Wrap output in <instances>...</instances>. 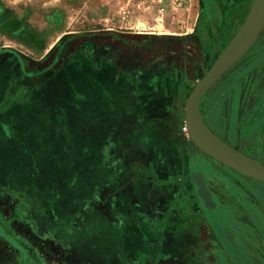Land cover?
I'll use <instances>...</instances> for the list:
<instances>
[{
	"label": "rangeland",
	"instance_id": "rangeland-1",
	"mask_svg": "<svg viewBox=\"0 0 264 264\" xmlns=\"http://www.w3.org/2000/svg\"><path fill=\"white\" fill-rule=\"evenodd\" d=\"M171 1L166 13L153 19L161 28L143 30L139 23H145L144 19L119 11L106 18V5L95 8L91 0H0V140L4 138L0 141V197L35 200L37 207L31 206L29 218L36 222L38 235L51 233L55 239L53 244L35 240V246L21 237L20 255L27 257L20 264H28L30 257L32 264H131L134 259L122 236L113 232L116 241H98L95 232L100 235L103 226H92L102 222L86 196L97 173L84 166L90 147L83 138L93 116L75 113L78 94L88 96L84 107L97 110L114 105L108 92L117 91L119 102L124 94L120 92L125 91L126 106L138 124L129 138L133 145H150V130L159 126L167 155H173L169 170H182L183 164L188 170L191 150L194 156H206L190 136L187 102L245 22L255 0H194L188 8ZM108 42L113 45L108 47ZM251 76H264V28L252 48L205 92L202 118L218 138L264 163V130L252 129L256 121L252 118L255 103L248 106L250 87L238 93V104L233 101L234 92L220 87L234 82L244 87ZM36 102L39 112L52 103L48 110L55 118L53 130L35 110ZM220 110L224 116L217 117ZM111 117L113 121L117 116ZM35 120L36 126L42 123L38 128H34ZM37 138L45 150L34 147ZM59 138L62 144L54 145ZM13 139L27 140L37 159L20 154ZM90 139L91 132H87L86 143L91 144ZM58 156L71 159V171L63 163L53 165L50 171L60 179L55 185L41 172L45 165L41 163ZM245 177V189L250 185L262 188L264 195L263 183ZM25 187L29 194L14 195L24 193ZM38 188L44 190L43 195L35 194ZM107 251L108 257H102Z\"/></svg>",
	"mask_w": 264,
	"mask_h": 264
},
{
	"label": "crops",
	"instance_id": "crops-1",
	"mask_svg": "<svg viewBox=\"0 0 264 264\" xmlns=\"http://www.w3.org/2000/svg\"><path fill=\"white\" fill-rule=\"evenodd\" d=\"M91 2L95 8L106 5L109 11L106 18L109 19L115 17L118 11L128 12L130 17L142 18L145 23L139 24H145V27L139 26L143 30H148L161 28L153 19L164 15L165 8L170 6L172 1L91 0ZM111 28L115 29V26ZM110 33L114 34L112 31L108 32ZM110 45H113L112 42H108V47ZM30 87L32 86H29V90ZM220 87L235 93L233 98L235 104H238V100L236 101L238 93L240 91L243 93L244 89L250 87L251 94L248 97L251 103L248 106L251 107L255 103L252 118L256 121L252 129L264 130V126L261 127L264 124V76H251L245 88L241 87L240 82H234L233 85L228 83V86ZM120 93L124 94L118 102L117 91L108 92V97L113 99L114 103L110 107H98L97 110L84 107L88 96L80 94H78L79 103L75 105V113L93 116V120L86 124V134L83 138L85 145L90 147V156L85 160L84 166H91L97 170L91 179V188L86 196H89L88 203H91V210L97 211L102 220L92 223L94 229L103 226L100 235L98 231H94L98 235V241L100 238L105 243H111L116 241L113 239L114 233L122 236L134 255L131 264H264L262 188L250 185L245 189V175L248 174H243L234 168V170L226 168L225 163L213 156L207 159L204 156H194L190 143L187 144L191 150L187 153L188 170L184 164L182 170L173 171L176 169L174 167L169 170L168 166L174 161L173 155H167L168 151L162 143L163 136L158 134V131L162 130L159 126L156 125L150 130L153 137L150 145L145 144L143 147L144 143L141 142L133 145L132 136L130 139L128 135L134 125L138 127V124H134L133 115L128 111L130 108L126 106L125 91ZM35 97L38 98L37 95ZM51 104H47L44 110L39 112L40 108L36 102L35 110L44 116L45 124L52 129V121L55 118L48 110ZM126 114H128L127 119ZM216 114L217 117L224 116L221 110ZM99 115L105 118L102 119ZM111 115L117 117L112 121ZM216 116L213 115L214 120ZM227 116L224 124L228 121ZM36 121L33 122L34 128L42 124L38 123L36 126ZM87 132L88 135L91 132V144L86 143ZM51 141L54 142L50 139L47 143L51 145ZM29 144L27 140L21 139L15 142L13 139L12 145L19 146L20 154L22 151L36 160L37 155L33 153ZM33 144L40 151L46 149L41 138L34 140ZM61 144L60 138L56 144L54 142L56 146ZM124 150V154L121 155ZM55 158L42 162L41 164L45 165H41V172L49 176L56 185L60 179L56 174L51 173V167L63 163V167L71 171L69 167L71 159L67 156H58L56 158L58 161H55ZM250 177L263 183L264 187V180ZM238 187L243 192H240ZM25 188L24 193H14V195L29 194L28 188ZM247 194L249 198H246ZM106 206L109 209L123 206L125 212L132 211L133 215L126 213L124 222H117L115 219L112 221L104 215L103 209ZM30 211L31 208L26 207V202L21 197H15L8 210L0 204V240L2 241L0 264H20V259L27 257L26 254L20 255L19 238L23 235L36 242L45 241L52 244L55 242L51 233L38 235L36 222L29 219ZM100 211H103L102 215ZM5 229H9L10 238L3 235ZM5 239L10 242V248L3 247ZM108 254L109 251L101 256L108 257Z\"/></svg>",
	"mask_w": 264,
	"mask_h": 264
},
{
	"label": "water",
	"instance_id": "water-1",
	"mask_svg": "<svg viewBox=\"0 0 264 264\" xmlns=\"http://www.w3.org/2000/svg\"><path fill=\"white\" fill-rule=\"evenodd\" d=\"M263 28L264 0H255L253 9L245 22L220 52L187 102L188 130L195 144L228 166L260 180H264V163L218 138L203 121L201 101L205 92L252 48Z\"/></svg>",
	"mask_w": 264,
	"mask_h": 264
},
{
	"label": "flooded vegetation",
	"instance_id": "flooded-vegetation-1",
	"mask_svg": "<svg viewBox=\"0 0 264 264\" xmlns=\"http://www.w3.org/2000/svg\"><path fill=\"white\" fill-rule=\"evenodd\" d=\"M242 151V150H241ZM244 152V151H243ZM206 153V152H205ZM246 153V152H245ZM247 154H249V155H253V153H251V152H248ZM208 155V156H207ZM253 157H254V155H253ZM204 158H211V155L210 154H208V153H206V156H204ZM255 158H256V156H255ZM224 166H226V168H228V169H233L232 167H230V166H228L227 164H225ZM234 170V169H233ZM244 174V173H243ZM245 176H247V177H250L249 175H245ZM252 178H254V177H252ZM28 191H29V189H27ZM33 191V190H32ZM30 192V191H29ZM34 192H35V194L36 195H43V192H44V190H42L41 188H38L36 191L34 190ZM16 197H20V196H16ZM248 198V197H247ZM21 199H23L22 197H21ZM25 199V198H24ZM15 200V198H12V200H6L4 197H0V201H1V203H3V205L2 206H4V204H5V206H4V208H6V210H8V206L10 207V205L12 204V202ZM26 202V207H30L31 208V206H33L34 207V209H35V207H37V202L35 201V200H31V202H29V201H25ZM7 204H8V206H7ZM103 211H104V215L106 214L105 213V211H107V216H106V218H109V219H112V221H113V219H115L117 222H124L123 221V219L125 218V215H127L126 213H128V215H133V212L132 211H128V212H125V210L123 209V206H122V208L121 207H118L117 209H109V207L108 206H106L104 209H103ZM103 211H100V212H102V214H103ZM123 213L124 214V216L122 217L121 215H119V213ZM119 215V216H118ZM108 216H110V217H108ZM104 217V216H103ZM105 218V217H104ZM30 219V218H29ZM30 220H32V219H30ZM33 222H35L34 220H33ZM109 222V221H108ZM3 231V230H2ZM0 232H1V230H0ZM5 237H8L9 235H8V233H5L4 232V234H3ZM34 235H35V233H34ZM31 237V236H30ZM9 238H10V236H9ZM22 238H24V239H26V240H28L30 243H31V245H32V243L35 245V246H37V243H34L35 242V240H33V239H28L26 236H22ZM19 240H20V238H19ZM0 243H2V241L0 240ZM5 244V245H4ZM2 245H4L3 247H6V246H8L9 248H10V242H8V239H5V241L3 240V244ZM3 252H5V251H3ZM34 260H35V255L32 257ZM30 260H31V257H30ZM30 260H29V262H28V264H32L31 262H30Z\"/></svg>",
	"mask_w": 264,
	"mask_h": 264
},
{
	"label": "built area",
	"instance_id": "built-area-1",
	"mask_svg": "<svg viewBox=\"0 0 264 264\" xmlns=\"http://www.w3.org/2000/svg\"><path fill=\"white\" fill-rule=\"evenodd\" d=\"M174 2L179 6L183 8H188L192 5L194 0H174Z\"/></svg>",
	"mask_w": 264,
	"mask_h": 264
},
{
	"label": "bare ground",
	"instance_id": "bare-ground-1",
	"mask_svg": "<svg viewBox=\"0 0 264 264\" xmlns=\"http://www.w3.org/2000/svg\"><path fill=\"white\" fill-rule=\"evenodd\" d=\"M140 26L145 27V24H143V25L140 24Z\"/></svg>",
	"mask_w": 264,
	"mask_h": 264
}]
</instances>
